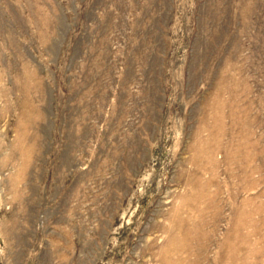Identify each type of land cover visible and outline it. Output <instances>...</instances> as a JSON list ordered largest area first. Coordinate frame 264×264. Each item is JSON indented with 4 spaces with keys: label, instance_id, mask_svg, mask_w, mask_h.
Returning <instances> with one entry per match:
<instances>
[{
    "label": "rangeland",
    "instance_id": "1",
    "mask_svg": "<svg viewBox=\"0 0 264 264\" xmlns=\"http://www.w3.org/2000/svg\"><path fill=\"white\" fill-rule=\"evenodd\" d=\"M0 264H264V0H0Z\"/></svg>",
    "mask_w": 264,
    "mask_h": 264
}]
</instances>
